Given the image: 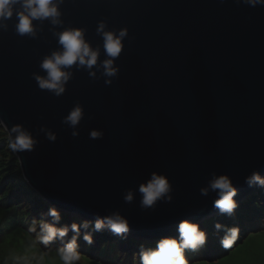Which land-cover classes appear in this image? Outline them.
<instances>
[{"label": "water", "instance_id": "95a60500", "mask_svg": "<svg viewBox=\"0 0 264 264\" xmlns=\"http://www.w3.org/2000/svg\"><path fill=\"white\" fill-rule=\"evenodd\" d=\"M61 10L64 27L86 28L91 45L101 46L99 60L106 57L98 21L127 28L128 36L111 85L102 70L93 79L73 66L65 93L55 97L32 76L45 74L40 61L60 47L52 26L45 21L36 39L16 35L14 18L0 30V121L23 125L38 141L12 152L47 205L92 222L118 211L129 220L127 236L157 241L177 237L182 220L199 224L219 212L216 193H200L213 173L231 177L238 202L259 188L245 177L264 176V7L66 0ZM77 102L85 115L73 136L63 118ZM93 129L103 137L91 139ZM152 172L168 176L172 200L142 210L138 189ZM129 189L134 200L126 203Z\"/></svg>", "mask_w": 264, "mask_h": 264}, {"label": "clouds", "instance_id": "9594fccd", "mask_svg": "<svg viewBox=\"0 0 264 264\" xmlns=\"http://www.w3.org/2000/svg\"><path fill=\"white\" fill-rule=\"evenodd\" d=\"M65 2L66 0H0V30L6 32L9 27L8 21L14 18L16 35L36 39L38 31L43 30L42 26L45 21L52 26L50 31L60 47L52 51L50 55H45L40 61L39 67L45 74L33 73L32 76L40 90H47L55 97H60L65 93L68 82L73 78L71 70L73 66L77 70L83 69L88 72L93 79L96 78L97 71L102 70L101 75L105 77V84L111 85L112 78L119 73L120 69L116 60L120 57L124 48L123 41L128 36L127 28L108 30L105 20L98 21L96 32L103 39L102 47L106 57L99 60L101 46L91 45L86 38V28L64 27V13L61 6ZM220 2L224 3L225 0H220ZM236 3H243L250 7H264V0H236ZM34 21H38L39 26ZM58 28L62 30H57ZM84 115L83 105L77 102L69 114L63 118V123L73 129V136L78 135L77 128ZM0 128L7 134L8 147L13 152L31 151L38 143L32 133L21 124L13 125L9 129L0 121ZM89 137L100 139L103 137V132L93 129ZM47 138L55 141L56 135L48 131ZM245 183L249 187L264 188V176L258 170H253L245 177ZM138 191L142 194L141 209L154 210L159 201L171 202L173 186L167 175L152 172L150 179L142 183ZM210 191L216 193V199L212 203L213 207L218 209V213L232 216L239 207V202L234 200V197L238 195V189L234 186L231 177L227 174L217 176L213 173L212 179L206 187L200 189V193L207 196ZM133 200L134 192L131 189L126 190L124 201L131 203ZM45 217H51V221ZM60 221L61 213L56 207H49L39 219L33 218L28 227V232L34 234L29 241V247L47 246L55 240H60L62 246L56 249V255L63 261V264H75L81 260L82 253L78 250L81 229L86 230L91 225L94 232H100L107 228L114 236L121 239L126 238V234L130 231L129 220L118 211L102 218L98 217L94 222L85 220L79 224L73 222L71 225L57 226ZM215 228L220 230L222 225L216 223ZM69 231L74 235L71 239L64 241ZM177 232V237H164L158 240L154 248L145 249L141 245L138 253L139 264H189L185 259V250L195 251L202 248L207 241L206 231L196 222L182 220L177 227ZM239 235V226L226 227L224 235L220 238L221 246L225 249L232 248ZM82 238L88 245L93 243L91 232L85 231ZM45 255H47V250L39 253V259L42 260ZM17 259L27 261L29 258L19 257ZM31 259H37V257L33 256Z\"/></svg>", "mask_w": 264, "mask_h": 264}, {"label": "trees", "instance_id": "16d2710c", "mask_svg": "<svg viewBox=\"0 0 264 264\" xmlns=\"http://www.w3.org/2000/svg\"><path fill=\"white\" fill-rule=\"evenodd\" d=\"M0 141H4L6 146H0V264H36V261L39 259V253L42 252L40 245L37 247H29V241L34 236L30 234L27 230V226L24 222L26 220L32 219V216L28 211L22 207L23 199H27L29 201H33L35 206L38 209H41L45 206V210L47 212L48 206L39 196L38 194L27 184V182L23 179L22 173L19 167V163L17 158L13 154L12 150L8 147V138L7 134L0 128ZM264 194V188H259L255 193H250L246 199H243L239 202V207L235 210L232 216L227 214L221 215L217 213L213 217L209 219H205L204 227L207 231L213 230V224L223 223V228L219 230V232L225 231L226 227L239 226L240 229L244 226L243 223L248 221H253L255 218L256 222H261L263 225L262 229H259L261 232H264V219L263 214L261 212L264 211V206L262 204L255 201V198L258 194ZM61 221L57 226L68 225L69 223V215L66 212H61ZM225 215V216H224ZM230 219V220H229ZM76 223H80L83 220L75 218ZM22 221V222H21ZM206 225V226H205ZM250 225V224H249ZM243 231L248 230L249 227L245 225L243 227ZM93 230L91 225L87 229V231ZM261 232L257 234L248 235L245 238H241L238 245L234 246L232 249L222 250L218 249V243L214 238L210 240V247L208 251L210 252L211 260L204 261L205 264H225V262H221L224 256L229 253H233V255L239 250L240 246L246 240L255 237ZM74 233H72V236ZM222 237V235H221ZM220 237V238H221ZM104 238H113V240L120 239V237L114 236L110 231L104 229L100 231L99 241L96 247H90L93 255L98 252L97 260H102L99 252L103 249L105 245ZM131 243L140 244L145 246L144 248H152L149 246V242L156 243L155 241H146V240H138V239H129ZM86 243V242H85ZM87 244V243H86ZM82 247V246H79ZM242 247V246H241ZM203 251L207 252V246L204 245ZM199 248L197 250H200ZM226 250L225 252H223ZM229 250V251H228ZM232 250V251H230ZM187 251V250H186ZM204 252V253H205ZM56 255V252L51 251L47 253L45 256ZM36 256L37 259H31V257ZM19 257H27L29 258L27 261L18 260ZM198 257V256H195ZM217 257V258H216ZM83 256L81 259H84ZM105 262H108L107 258H105ZM231 263L233 264L236 261L232 259ZM110 262V261H109ZM131 262V261H129ZM75 264H78L75 262ZM88 264V263H84ZM135 264V263H133ZM235 264H251L246 262H240ZM255 264V263H254Z\"/></svg>", "mask_w": 264, "mask_h": 264}, {"label": "rangeland", "instance_id": "374dc122", "mask_svg": "<svg viewBox=\"0 0 264 264\" xmlns=\"http://www.w3.org/2000/svg\"><path fill=\"white\" fill-rule=\"evenodd\" d=\"M1 145L6 146V144H4V141H0V146ZM255 201L262 204V206H264V194L263 195L261 193L258 194V196L255 198ZM22 204H23L22 207H24L25 210L30 213V215L32 216V219L33 218L39 219L42 213H46L45 206L41 209H38L35 206V203L33 201L23 199ZM261 214H263L264 216V211L261 212ZM45 218L51 221V217H45ZM75 218L78 219L77 215L71 214V216L69 217L68 225H71L73 222L76 223ZM32 219L26 220L24 222L25 225H28L27 230H28V227ZM207 219L208 218H206V220ZM255 219L253 221H248V222L243 223L244 226L247 225V227L249 228L246 231H243L244 226L242 227V229H240L239 238L237 239V241L234 243V245L230 249L233 250L234 246L238 245V242L240 241L241 238H245L248 235L257 234L261 232L259 229H262L263 225L261 224V222H256ZM262 220L264 221V219ZM202 223L203 225L201 224V222L199 223V225L201 226V228H203L206 231L207 241L205 245L207 246V252L203 251V248L200 250H195V251L185 250V259L188 260L189 264H205L204 261L211 260V256H210L211 254L208 251L210 247L211 238H214L216 242L218 243V247H217L218 249L220 250L223 249V247L220 244V237L221 235L222 236L224 235V231L219 232V230L215 228V224H213V227H214L213 230L207 231L204 227V222ZM219 224H221L223 228V223H219ZM85 231H87V229L86 230L81 229V238L78 240L79 246H82V247H79L78 250L83 254V256H85V258L81 259L80 261H77L76 263L78 264H84V263H88V264H133V263L139 264L138 253H139L141 245L139 243L135 245L131 243L129 239H133V237L126 235V238L124 239L120 238L117 240H113V238H104L103 242L105 241V245L103 249L101 250V252H99L102 258V260L100 261V260H97L98 252L95 253V255H93V252H91L90 250V247L97 246L99 237H100V232H94L93 230L88 231V232H91L93 235V243L91 245H88L85 243V241L82 238ZM32 235L34 236V234ZM71 237H72V232L69 231L68 235L64 238V241L71 239ZM137 239L142 240L139 238ZM240 243L241 242H239V244ZM155 245L156 243L149 242V246H152V248H154ZM61 246H62V242L60 240H55L51 242L50 244H48L47 246L40 245L41 250L42 251L47 250V253H50L51 251L56 252V249H58ZM241 246L234 255L233 253H229L226 256H224L221 262H225V264H228L232 262L230 261L232 259L233 261H236L235 263H240V262L249 263L250 262L251 264H254V263L264 264V232L263 231L261 232V234L255 237H252L251 239L243 242ZM226 250H224L223 252H225ZM195 256H198V257H195ZM105 258H107V260H109L110 262L109 261L105 262L106 260ZM36 264H63V261H61L57 255H51V256H44L42 260L38 259L36 261Z\"/></svg>", "mask_w": 264, "mask_h": 264}]
</instances>
